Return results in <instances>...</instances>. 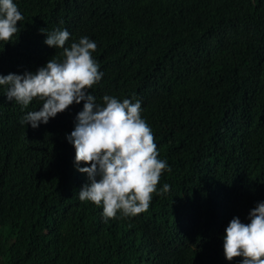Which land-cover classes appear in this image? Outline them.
Listing matches in <instances>:
<instances>
[{"label": "trees", "instance_id": "trees-1", "mask_svg": "<svg viewBox=\"0 0 264 264\" xmlns=\"http://www.w3.org/2000/svg\"><path fill=\"white\" fill-rule=\"evenodd\" d=\"M24 19L0 41V74L35 72L66 47L97 44L90 90L141 101L168 162L146 212L105 220L67 139L82 101L38 128L0 85V264H241L225 258L234 217L264 201V0H14ZM61 21L63 23H61ZM44 29L46 32H42ZM85 165L81 164L80 167Z\"/></svg>", "mask_w": 264, "mask_h": 264}, {"label": "clouds", "instance_id": "clouds-1", "mask_svg": "<svg viewBox=\"0 0 264 264\" xmlns=\"http://www.w3.org/2000/svg\"><path fill=\"white\" fill-rule=\"evenodd\" d=\"M23 19L14 0H0V41L11 42ZM46 33L45 43L62 49L63 59H49L35 72L0 74L8 101L23 108L34 100L42 102L39 110L27 112L21 120L32 128L83 101L74 130L67 135L75 148L77 170L88 176L79 199L102 206L105 220L118 213L132 217L146 212L154 194L170 191V185L164 184L158 192V184L163 172L171 168L159 158L154 134L142 118L141 101H121L106 94L98 105L90 91L104 75L92 55L97 44L83 36L66 47L71 35L67 29ZM249 218L250 223L238 216L229 222L223 237L224 255L229 261L242 257L241 264H264V201L250 211Z\"/></svg>", "mask_w": 264, "mask_h": 264}]
</instances>
